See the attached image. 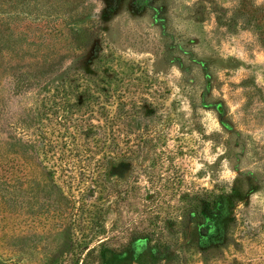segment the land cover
Wrapping results in <instances>:
<instances>
[{
	"label": "rangeland",
	"instance_id": "obj_1",
	"mask_svg": "<svg viewBox=\"0 0 264 264\" xmlns=\"http://www.w3.org/2000/svg\"><path fill=\"white\" fill-rule=\"evenodd\" d=\"M63 117L154 138L111 170L120 213L82 216L109 202L46 160ZM206 192L218 232L193 223ZM124 225L157 264H264V0H0V264H101Z\"/></svg>",
	"mask_w": 264,
	"mask_h": 264
},
{
	"label": "trees",
	"instance_id": "obj_2",
	"mask_svg": "<svg viewBox=\"0 0 264 264\" xmlns=\"http://www.w3.org/2000/svg\"><path fill=\"white\" fill-rule=\"evenodd\" d=\"M66 97L64 96L58 99L59 107L63 109L65 114L70 112L69 110L71 109L68 106ZM110 125L111 122L109 120H106L103 125L97 127L92 120L86 122L84 120H70V117H63L57 124V127L59 126L61 129L59 131L53 130L50 134H45L42 139V150L44 155L46 154L45 157L47 161L49 154L57 153L56 151L59 153L58 158L56 160L54 158L55 162H52L51 164H55L53 170H60L61 184L72 185L75 183H89L91 187L96 189V191L93 192L94 195L92 197H104L109 202L106 206L99 204L91 206L86 205V200L85 202L82 201L80 207V213L82 216L93 213V210L98 211L100 207H103L101 212L106 209V211L120 213L121 204L129 194V182L125 181L123 183L126 187L125 189H122V191L105 190V188L111 187L110 185H114V182H111V170L121 162L126 163V159L133 160L134 157H139L138 155L147 156L155 147L154 138L137 136L133 142L134 148H123V145L127 143L128 139H121L120 136H115L111 132H108V130L110 131ZM54 135L57 136L54 137ZM139 141H142L140 145ZM29 146V144H22L21 148L23 151L25 149V152H28L29 149H31ZM152 162L154 164L157 162L154 156ZM128 165L132 168V164L128 163ZM44 169L48 170L45 166ZM73 171L78 172L79 175ZM133 173L132 176L136 175V177L134 176V179L137 181L140 172ZM155 177V173L151 172L149 179L154 181L156 179ZM51 179V184L54 185L55 178L52 176ZM61 196L64 199L66 198L65 193L63 192ZM218 199L219 198L216 194L206 192V199L201 202L202 206L198 208L195 207L192 212V215H194L193 223L197 225L199 223H202L203 225L207 224V226L218 232V225L221 224L219 220H213L210 216L206 220L204 214L199 210L204 204L208 212L214 211ZM113 200L115 201L114 204L111 202ZM74 207L72 206L71 208L74 209ZM75 211H77V209ZM215 222L217 223L214 226ZM194 229L196 230V228ZM120 234L122 236L124 234L128 235V241L118 249L109 245L110 238H104L99 241L100 243L97 246V253L99 254V261L101 264H132L134 260L137 261V264H157V256L160 257L162 255V252L158 251L160 249L151 244H149V246L147 243L144 245L137 244L142 239H147V236H142L144 230H135L132 232L127 230L124 225ZM195 234L193 239L196 240ZM206 235V233H203V236L206 237ZM197 249L204 251L203 247Z\"/></svg>",
	"mask_w": 264,
	"mask_h": 264
}]
</instances>
